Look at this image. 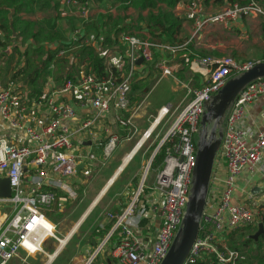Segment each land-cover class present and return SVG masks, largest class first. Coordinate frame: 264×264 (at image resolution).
<instances>
[{"label": "built area", "instance_id": "obj_1", "mask_svg": "<svg viewBox=\"0 0 264 264\" xmlns=\"http://www.w3.org/2000/svg\"><path fill=\"white\" fill-rule=\"evenodd\" d=\"M59 3L65 16L79 19L84 27L92 25L98 31L101 28L96 23L94 9L99 8L98 12L102 14L112 13L107 8H100L95 0H60ZM184 10L185 18L193 22L195 34L213 24L229 31L236 21L251 16H258L264 21V5L256 0L230 3L212 15H205L202 6L191 0L185 3ZM85 32L80 26L74 27L68 39L63 42L64 46L58 47L57 44L52 50L56 52V59H64L68 63L62 81L57 83L60 85L54 84L56 82L52 78L48 79L47 87L50 90L33 99L15 81H9L6 87L0 86L2 126L10 134L18 133L13 136L21 138V144L13 146L5 137L0 136V179H8L11 190V196L0 199V203L6 204L13 215L0 231V264H10L20 251H24L27 256L43 254L48 259L42 249L45 240L53 239L58 245L60 240L54 234L56 227L46 213L55 216L62 214L67 198L77 197L67 183L76 174L81 160L74 154L73 138L93 136L94 129L108 112L117 115L114 117L120 127L131 126L129 116L133 112V85L136 80L147 79L152 73L146 64L153 68V72H158V78L171 76L169 65L173 60L167 55H175L178 46L141 41L135 36L120 34L111 38V45H114L107 48L109 46L102 36ZM84 47L93 49L102 61L101 75H97L87 62L79 63L77 60V55ZM139 59L143 65L138 67ZM253 65L250 62L237 63L231 57L192 60L189 70L202 76V85L188 91V103L176 114L171 113L168 107L160 108L148 129L140 134L134 150L151 139L161 124L170 122L162 135L156 134L155 137L158 139V149L169 144L163 167L155 177L154 191L157 198L151 202L158 211L161 225L148 248L133 236L131 229H139L141 220L146 216L145 206L138 208L140 192L137 194V217L134 201L122 213L108 214L113 222V231H118L120 237L111 252L119 264L162 263L185 215L196 160L195 135L199 132L204 105L231 77L247 71ZM66 71L70 74H66ZM60 95L70 97V100L56 101L54 98ZM261 96H264V79L248 85L238 95L226 116L215 157V160L223 163L224 174L215 171L210 178L209 193L212 197L206 200L198 237L184 264L248 263L247 254L243 250L232 249L225 238L238 229L258 227L262 223V216L255 207L239 206L233 202V192L241 172L256 166L264 156V125L252 135L241 128L246 109ZM38 104L46 106L48 113L43 115V119H36V126L32 127L26 121L34 111H38ZM88 106L94 109L95 114L76 121L77 109ZM76 122L79 127L75 126ZM135 133L133 130L132 135L125 140H131ZM105 134L101 156L89 154L88 160L104 164L121 142V137L110 129H106ZM25 180L28 181L26 187ZM54 190L64 193L66 197H57ZM109 237H106L105 242ZM101 248L100 244L96 254L85 264H91Z\"/></svg>", "mask_w": 264, "mask_h": 264}, {"label": "crops", "instance_id": "obj_2", "mask_svg": "<svg viewBox=\"0 0 264 264\" xmlns=\"http://www.w3.org/2000/svg\"><path fill=\"white\" fill-rule=\"evenodd\" d=\"M13 1L14 0H0V86L6 87L9 81H15L27 92V95L33 99L39 93H47L50 90V88L47 87L49 83L48 79L52 78L53 81L56 82H53L54 84H60H57L59 82L55 80L57 77V69L53 71L50 70L49 77H47V79L45 78V83L41 86L40 91L34 95L31 93L32 90L26 82L22 79H13V75L17 69L25 64V58L23 57L24 53L28 50L31 51L35 47L43 46L46 53L43 55L42 60H45L47 52L49 50H54L57 46V42L64 39L65 36L66 40L68 39L72 24L68 20L63 19L67 23L69 30L68 32H65V34H60L62 31L64 32V30H61L59 19L64 18L65 16L62 13L63 7L59 3L60 0H17L18 4L12 5L11 2ZM187 1L191 0H177L175 6L170 9H165L164 5H159L158 9L146 8L139 11L133 4V1L95 0V3L103 10L107 8V11H112V13L102 14L98 12L100 11L99 8H95L93 11L95 19L99 18L100 15L105 16L103 21H106L105 19L107 16L114 19L120 17L123 19L122 26L127 28L131 27L132 29H136L137 19L139 16L146 17L149 14L157 15L161 10L173 13L174 16L181 20V33L179 35L180 44L175 55H167L173 60L169 65L171 69V76L158 78V72H153V68L149 64H146V68H148V70L152 73L147 77V79L135 81L131 95V112H133L130 114L132 116H129L131 126L120 127L115 121V117L117 115L113 112H108V114L102 118L101 123L97 126V128L94 129L95 134L93 136L84 135L73 138L74 154L78 155L81 160L76 174L68 180L67 183L72 187L77 197L75 199L67 198L62 210L63 216L68 206L71 210L73 209V211H71V215H74L78 211L77 208L79 205L82 204L83 200L85 201L88 197L87 191L90 184L101 169L107 167V162L113 158V155L117 150H119V157L116 161H119V164L105 179L102 187L90 199L87 208L81 213L78 220L72 224L71 221L65 222L67 225L65 224L63 226L64 228L60 234L64 233V238L69 235V238H67L63 247L57 251L58 247H55L56 242L53 239L45 240L44 246L47 244L50 248H53L52 254L50 255L51 260H49L51 262L49 263L48 260L43 263L35 261L37 263L34 264H52L59 253L65 249L72 235L77 233L78 227L85 220L88 214L99 206H101L99 215L103 212L101 221L89 232H87L88 243L84 247H81L78 244L75 245L74 250H76L77 253L72 254L65 264L87 263L93 254H96V249L100 244L102 245V248L96 257L91 260V264H119L116 258L112 257L111 252L119 243L120 237L117 234L118 231H113V222L108 217V214L118 215L134 201L135 216L137 217V194L139 192L138 208L140 209L141 205H144L146 208V216L141 220L139 229L135 227L132 228L131 231L133 236L139 240L142 246L147 248L150 247L155 238L158 227L161 225V219L158 211L153 207L151 202L154 198H157L154 191L155 177L157 172L163 167L164 161L162 165L157 168L152 166L153 160L159 150L158 139L155 138L157 136L156 131L158 129H155V134L151 137V139L143 143L138 150H134L136 141L138 140L140 134L149 127L147 126L148 119L138 123L146 114L145 110L141 111L143 105H152L155 111H158L162 107H168L170 112L173 114H176L181 108H183L190 99L188 91L198 89L203 83V78L200 74H194L189 70V63L194 59L204 57H213L217 59L222 57H231L237 63H257L263 59L264 21L262 18L258 16L241 18L233 24L229 31L216 24L207 25L203 30L198 32V34H195L193 22L188 21L185 18L184 5ZM195 1L202 6L205 15H212L225 7L226 3L230 4L229 1L231 0ZM247 1L248 0H235V2L239 3H245ZM3 7H6L8 10L3 9ZM206 7L210 8L209 11ZM12 8H14V14L12 16L13 33L9 28L8 20L9 10ZM17 8H20V10H17ZM72 19L75 18L72 17ZM97 22L100 24L99 21ZM3 24H8V31L3 29ZM23 25L24 27L22 28ZM78 26L84 28L86 31L85 33L88 34H91L92 32L103 33L107 36L111 34H109L106 30L98 31L96 29H91L93 28L92 25H89L90 27L86 28L81 25L80 22H77L75 27ZM57 34L60 35L62 39L59 38L60 36L55 37ZM31 35H36L37 39L32 38ZM7 38L12 39L10 42H7ZM20 42H24V45ZM113 45L110 43L107 48H112ZM15 51L17 53L13 54ZM19 52H23V56L20 57L18 54ZM3 54L6 55V57L9 56L7 67H5L7 60L2 58ZM84 61L88 63L87 59H84ZM137 65L139 67L143 65V63H137ZM62 74L63 73H61V75ZM154 78H156V80H154L152 85L146 83L151 82L150 80H153ZM163 80L169 81L166 87H164L166 94L165 97L161 100L147 103L150 95L158 89L157 86ZM140 87H144L146 92L144 91V94L141 95L137 106V88ZM161 94L162 90L159 92V95ZM54 99H56V101L68 102L70 97L60 95ZM38 106V111H34L26 121V124H31L32 127L36 126V123H34L36 119H43V115L48 113L46 106L40 104H38ZM76 113V121H79L86 117L90 118L95 114V111L92 107L88 106L82 109H77ZM127 116L128 115L125 117ZM152 118L154 119V116ZM263 125L264 96H261L246 109L242 119L241 128L245 130V133L252 135ZM75 126L79 127L78 122L75 123ZM75 126L73 123V127ZM101 129H103V132H101ZM106 129H110L113 133H117L121 137V142L118 144L111 157L104 164L88 160L87 157L89 154H94L96 157L101 156V145L106 140ZM133 130H135L136 133L132 136L131 140H125L127 136L132 135ZM9 132L10 131L6 129V127L2 126L0 121V136L5 137L11 145L19 146L21 144V138H17V135L19 134L11 132V135ZM13 134L17 135L13 136ZM160 135H162V133H160ZM252 139H250L249 142H251ZM136 158L137 161L133 163ZM130 166L131 169L129 170ZM222 168L223 163L214 159L211 176L215 171L220 172L221 175L224 174ZM119 181L121 182L118 185ZM24 186H28V181L25 180ZM113 189L114 191L111 193ZM54 192L57 197H66V195L62 192H58L56 190H54ZM79 194H82L81 197ZM211 197L212 196L211 193H209L208 188L206 200L209 198L211 199ZM79 198H81L79 204H75ZM233 202L235 205L239 206H247L250 208L255 207V210L258 211L261 216L264 215V156L256 166L247 168L241 172L233 192ZM46 215L57 228L58 221L56 222L54 220L55 215L51 213H46ZM11 218H13L11 209L6 206V204L0 203V231L5 224L11 220ZM136 219L137 218H135V220ZM245 228H249L250 230L247 233L245 232L246 234L243 235L241 242H244L248 236L256 233L258 229L257 226H249ZM241 229L229 233L225 238L226 241H229L230 235L235 234L238 231L243 232ZM56 233L57 232L55 230L54 234L56 235ZM108 235L110 237L105 242ZM260 238L257 243L250 241L251 243L247 247L239 249L243 250L247 254L248 263L246 264H258L257 260H259V257L264 254V241H261ZM49 240H52L50 244ZM93 242L95 243V247L91 246ZM259 243L260 246L258 247ZM20 252L27 258L31 257L27 256L24 251ZM20 252L18 253V257L13 259L10 264H18L19 260H23V256ZM46 254L49 255L48 252H46Z\"/></svg>", "mask_w": 264, "mask_h": 264}, {"label": "water", "instance_id": "obj_3", "mask_svg": "<svg viewBox=\"0 0 264 264\" xmlns=\"http://www.w3.org/2000/svg\"><path fill=\"white\" fill-rule=\"evenodd\" d=\"M3 9L8 10L6 7ZM14 8L9 10V28L13 33L12 16ZM14 36V34H13ZM141 59L137 63H141ZM264 79V62L254 64L247 71L231 77L224 87L204 105V111L197 133L196 160L192 173V186L181 228L178 230L172 245L161 264H184L192 245L199 234L201 217L206 204L211 171L217 151L219 150L223 127L238 95L250 84ZM210 130L207 133V129ZM207 133V134H206ZM11 196L8 179H0V199ZM264 236L262 223L256 233L246 240L257 243Z\"/></svg>", "mask_w": 264, "mask_h": 264}, {"label": "trees", "instance_id": "obj_4", "mask_svg": "<svg viewBox=\"0 0 264 264\" xmlns=\"http://www.w3.org/2000/svg\"><path fill=\"white\" fill-rule=\"evenodd\" d=\"M126 1L127 2L133 1V4L136 6V8L139 11L146 8L158 9L159 5L162 6L164 5L165 9H170L173 8L177 3V0H126ZM257 1L264 3V0H257ZM229 2L234 3L235 0H231ZM11 4L16 5L18 4V1L14 0L13 2H11ZM17 10H20V8L19 9L17 8ZM103 18H105V16L100 15L99 18L96 19V23H98L97 21L100 22L99 24L101 28L100 31L106 30L108 31L109 34L110 33L111 34L107 36L106 34L103 33H96V32H92V33L96 35L99 34V36H102L106 41L105 42L106 45H110L112 37L116 38L120 34H129L137 37V39H140L141 41H148L156 44L159 43L168 44L171 46H179L180 44L179 35L181 33V20L176 16H174L173 13L169 11L161 10L158 12L157 15L149 14L146 17L139 16L137 19L136 29H132L131 27L129 28L123 27L122 26L123 19H121L120 17L114 19L110 16H107L105 19L106 21H103ZM2 27L7 31L9 30L8 24H3ZM59 36L60 35L57 34L55 37H59ZM31 37L37 39L36 35H31ZM59 38H61V36ZM57 44H59L58 47L64 46L63 41L61 40L57 42ZM45 53L46 50L43 46L35 47L31 51H26L24 53V56L22 55L25 58L24 66L19 67L13 75V79H22L24 82H26V84L30 86L32 90L31 93L33 95L40 91L41 86L45 83V78L47 79V77H49L50 75V70L53 71L57 69V77L55 78V80L57 82L62 81L63 76L61 75V73H63L66 70V67L68 65L67 61L64 59H56V52H52V51H48L46 55V59L42 60V57ZM155 57H158V55H155ZM84 59H87L88 66H91L97 75L102 74L103 71L102 61L97 57L93 49H91L90 47H84L80 51V53L77 55V60L79 61V63H82L84 62ZM258 62H264V57ZM66 74L69 75L70 72L66 71ZM144 91H145L144 87L137 88V94H138L137 106L140 101L141 95L144 94ZM168 147L169 144H164L159 148L158 153L156 154L152 163V166L154 168H157L158 166L162 165ZM262 225L264 227V215L262 216ZM249 230H250L249 228L241 229V231H243L244 233L248 232ZM238 234H240L239 231L229 236L228 244L232 249L245 248L251 243L248 240H244V242H241L240 239L238 244L236 245L231 244L232 240L235 237H237ZM260 240L264 241V236H262ZM259 246L260 243L258 244V247ZM263 258L264 255L260 256L261 260ZM197 264H215V263L199 262Z\"/></svg>", "mask_w": 264, "mask_h": 264}, {"label": "rangeland", "instance_id": "obj_5", "mask_svg": "<svg viewBox=\"0 0 264 264\" xmlns=\"http://www.w3.org/2000/svg\"><path fill=\"white\" fill-rule=\"evenodd\" d=\"M229 1V0H227ZM257 1V0H256ZM249 2V0L247 1ZM246 2V3H247ZM259 2V1H258ZM239 3V2H237ZM260 5H264L263 2H259ZM223 5V4H222ZM229 5V3H226L225 6ZM221 6V5H220ZM206 9L209 11V7H206ZM215 10V9H214ZM63 19H66L68 20L72 25H71V31L74 29V27L77 25V22H80L79 19H72L71 16H64V18H60L59 19V24L61 26V30L63 29L64 32L62 31L60 34H65V32H68V25L67 23L63 20ZM24 27V25L22 26V28ZM15 30V29H14ZM12 38H7L6 41L7 42H10ZM16 39V37H15ZM14 39V40H15ZM62 39V38H61ZM66 40V36L64 37V39H62L61 41H64ZM21 44L24 45V42H20ZM30 48V47H29ZM30 51V50H28ZM17 52H13V54H16ZM19 56L21 57L23 55V52H19L18 53ZM2 58L4 60H7V63L5 64V67L8 66V60H9V56L6 57V55H2ZM3 62V60H2ZM154 80H156V78H154L153 80H150L151 82H146V83H149V85L154 82ZM168 80H163L159 83V85L157 86V90H155L151 95L150 97L148 98L147 100V103H152L154 101H158V100H161L165 97V91H164V87H166V85L168 84ZM138 83H141V82H138ZM143 84V83H141ZM134 86V85H133ZM162 90V94L159 95V92ZM145 110L146 111V114L144 115L143 119L140 120L138 123H141L145 120L148 119L147 121V126H149V123L152 122L153 120V116L155 117L156 116V112L154 107H152V105H149V106H146L145 104L143 105L142 107V110L143 111ZM158 110V109H157ZM170 123V122H169ZM169 123L165 124H161V126L158 128V130L156 131V134H160V133H163L165 131V129L168 127ZM141 128V127H139ZM210 130L207 129V133L208 131ZM199 132H200V129H199ZM206 133V134H207ZM198 141V138H197V135H195V143H197ZM157 145V143H156ZM116 157V158H115ZM119 157V150H117L114 155H113V158L110 159L108 162H107V167H104L101 169V171L96 175L95 179L92 181V183L90 184L89 188H88V197L87 199L84 201L83 200V203L79 205V207L77 208V212L74 214V215H71V211H73V209L71 210V208L68 206V208L66 209L65 211V214L63 216V214H60V215H56L54 217V220L57 222L58 221V224H57V228H56V237L57 238H62L65 236V234H60V232L63 230V226L67 223H65L66 221H71V224L76 222L78 220V218L80 217L81 213L87 208L88 206V203L90 201V199L97 193V191L102 187L105 179L111 174V172L116 168V166L119 164V161H116V159ZM137 161V158L134 160L133 163H135ZM131 169V166L129 168V170ZM121 181H119L118 185L120 184ZM115 189V188H114ZM114 189L111 191V193L114 191ZM80 193V191H79ZM80 195V194H79ZM82 195V194H81ZM80 195V197H81ZM80 199L75 203V204H79L80 202ZM100 210H101V206H99L98 208H95L94 210H92L88 216L85 218V220L80 224V226L78 227V231L77 233L73 234L72 237L69 239L66 247L64 250H62L59 255L56 257V259L54 260V262L52 264H65V262H67V260H69L70 256L72 254H75L77 253L76 250H74V247L76 244H78L79 246L81 247H84L87 243H88V239H87V232H89L95 225H97L100 221H101V215H99L100 213ZM249 232V231H248ZM247 233V232H246ZM244 232H240V234L237 235V237H235L231 244L233 245H236L239 243V240L242 239L243 235L246 234ZM251 233V231H250ZM52 240H49V244L51 243ZM56 242V241H55ZM229 245V244H228ZM92 247H95V243L93 242ZM55 247H58V243L56 242L55 243ZM42 249L43 251L46 253L48 252L49 255L52 254V250L53 248H50L47 244L45 246H42ZM54 252V251H53ZM20 254L23 256L24 254L20 252ZM264 255V254H263ZM23 260H19V263L18 264H34V263H37V262H45L47 261V258L45 257V255L43 254H40L39 256L36 255L34 257H25L23 256L22 258ZM264 258L261 260L260 257H259V260H257V263H260L259 264H264L263 262ZM33 261V262H32ZM37 261V262H35Z\"/></svg>", "mask_w": 264, "mask_h": 264}, {"label": "bare ground", "instance_id": "obj_6", "mask_svg": "<svg viewBox=\"0 0 264 264\" xmlns=\"http://www.w3.org/2000/svg\"><path fill=\"white\" fill-rule=\"evenodd\" d=\"M125 164V163H124ZM47 238V237H46ZM46 238H43V240L44 239H46ZM67 238H69V235L66 237V238H64L63 237V239L62 238H60L59 240H60V245H58V249H57V251H59V249L61 248V247H63V245L66 243V241H67ZM56 251V252H57ZM48 262L50 263L51 261H49V260H51V256L50 255H48Z\"/></svg>", "mask_w": 264, "mask_h": 264}]
</instances>
